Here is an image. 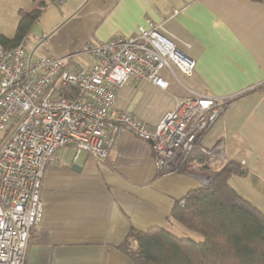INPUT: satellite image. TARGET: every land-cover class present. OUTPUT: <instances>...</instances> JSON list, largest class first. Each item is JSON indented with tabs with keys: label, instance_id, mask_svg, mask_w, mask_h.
Segmentation results:
<instances>
[{
	"label": "crops",
	"instance_id": "1",
	"mask_svg": "<svg viewBox=\"0 0 264 264\" xmlns=\"http://www.w3.org/2000/svg\"><path fill=\"white\" fill-rule=\"evenodd\" d=\"M146 19L161 24L195 60L193 76L181 78L180 85L163 72L166 90L130 79L112 108L155 126L191 90L229 99L196 143L204 163L158 175L149 144L128 132L102 162L59 150V163L44 171L42 218L30 233L25 264H132L117 249L130 229L164 228L174 202L207 186L230 161L244 174L230 177L229 185L264 213V0H64L49 5L34 23L45 38L37 45L45 53L39 58L132 36ZM72 60L93 62L83 54Z\"/></svg>",
	"mask_w": 264,
	"mask_h": 264
},
{
	"label": "built area",
	"instance_id": "2",
	"mask_svg": "<svg viewBox=\"0 0 264 264\" xmlns=\"http://www.w3.org/2000/svg\"><path fill=\"white\" fill-rule=\"evenodd\" d=\"M25 46V39L0 45V264H25L30 233L42 218L44 171L59 163V150L102 162L128 132L149 144L158 175L186 172L195 144L229 101L191 90L155 126L112 108L130 79L166 90L163 72L180 85L193 76L195 60L149 19L132 36L86 42L73 54L33 60ZM78 54L92 64L73 62Z\"/></svg>",
	"mask_w": 264,
	"mask_h": 264
},
{
	"label": "trees",
	"instance_id": "3",
	"mask_svg": "<svg viewBox=\"0 0 264 264\" xmlns=\"http://www.w3.org/2000/svg\"><path fill=\"white\" fill-rule=\"evenodd\" d=\"M31 1L35 7L20 18L14 38L0 35L1 46L13 47L24 40L42 12L56 0ZM204 160L195 144L186 168ZM243 174L241 165L230 161L212 174L207 186L191 189L174 202L171 219L199 233L203 242L150 227L130 229L117 249L132 264H264V213L228 183L230 177Z\"/></svg>",
	"mask_w": 264,
	"mask_h": 264
},
{
	"label": "rangeland",
	"instance_id": "4",
	"mask_svg": "<svg viewBox=\"0 0 264 264\" xmlns=\"http://www.w3.org/2000/svg\"><path fill=\"white\" fill-rule=\"evenodd\" d=\"M34 7L35 4L31 0H0V35L7 39H13L20 18ZM53 8L58 9L57 6ZM25 40V50L29 55L32 53L33 60L45 55L44 49L37 46L40 41H42L41 44L45 42L41 37L37 23L31 27ZM164 228L179 238L191 239L195 242H203L204 240L199 233L183 228L171 218Z\"/></svg>",
	"mask_w": 264,
	"mask_h": 264
},
{
	"label": "water",
	"instance_id": "5",
	"mask_svg": "<svg viewBox=\"0 0 264 264\" xmlns=\"http://www.w3.org/2000/svg\"><path fill=\"white\" fill-rule=\"evenodd\" d=\"M43 40H45V38Z\"/></svg>",
	"mask_w": 264,
	"mask_h": 264
}]
</instances>
